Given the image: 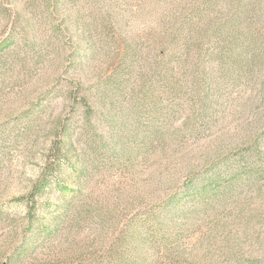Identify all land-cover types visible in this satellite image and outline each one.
I'll use <instances>...</instances> for the list:
<instances>
[{
	"label": "rangeland",
	"instance_id": "obj_1",
	"mask_svg": "<svg viewBox=\"0 0 264 264\" xmlns=\"http://www.w3.org/2000/svg\"><path fill=\"white\" fill-rule=\"evenodd\" d=\"M0 264H264V0H0Z\"/></svg>",
	"mask_w": 264,
	"mask_h": 264
},
{
	"label": "trees",
	"instance_id": "obj_2",
	"mask_svg": "<svg viewBox=\"0 0 264 264\" xmlns=\"http://www.w3.org/2000/svg\"><path fill=\"white\" fill-rule=\"evenodd\" d=\"M221 28H222L221 30L225 29V27H221ZM255 58H256V55L253 56V59ZM52 146H53L52 153L54 154L47 156V161L45 163V165H47L48 167H50V165H52L51 167H53V164L56 161L55 159H57L56 157L57 155H59V152L62 149L61 140L60 139L57 140V142H54ZM40 183L42 184L43 180ZM40 186L36 185L35 188H33V190L31 191V194L34 192L35 189H38Z\"/></svg>",
	"mask_w": 264,
	"mask_h": 264
}]
</instances>
